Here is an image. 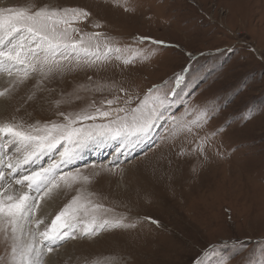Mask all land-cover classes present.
I'll return each instance as SVG.
<instances>
[{
	"label": "rangeland",
	"instance_id": "rangeland-1",
	"mask_svg": "<svg viewBox=\"0 0 264 264\" xmlns=\"http://www.w3.org/2000/svg\"><path fill=\"white\" fill-rule=\"evenodd\" d=\"M28 2L11 0L6 6L21 7ZM35 2L86 8L91 19L103 25L101 29L87 27V31H102L122 46L156 49L150 61L123 72L113 67L107 72L80 70L57 76L46 82L56 99L76 94L81 86L94 87L96 81H115L142 97L154 84L171 80L186 68L190 95L185 99L191 104L233 97L240 91L234 103L208 126L213 130L225 118L231 124L214 138L215 149L208 152L207 160L178 158V146L163 139L167 135L163 123L139 145L137 153L122 159L111 160V146L104 147L105 158L92 159L96 149H91L76 167L92 173L114 162L124 169L123 179L101 175L89 188L95 193L92 199L114 209V214L126 215L130 222L138 221L137 226L70 240L57 249L51 264H195L209 246L221 249L230 264L257 260L264 241V110L259 107L264 104V0H128L131 12L104 0ZM4 6L0 1V7ZM141 36L164 44H133ZM33 83L29 81L11 101L0 99V118L11 115L17 106L21 111L16 115L30 121L57 118L38 105H23ZM78 94L81 99L62 105V110L78 111L91 98L109 95L83 90ZM249 110H254V116L244 120ZM73 195L74 191L68 192L51 202L53 215ZM146 217L158 220L160 227ZM236 242L241 244L233 248ZM4 254L1 243L0 256Z\"/></svg>",
	"mask_w": 264,
	"mask_h": 264
},
{
	"label": "snow or ice",
	"instance_id": "snow-or-ice-1",
	"mask_svg": "<svg viewBox=\"0 0 264 264\" xmlns=\"http://www.w3.org/2000/svg\"><path fill=\"white\" fill-rule=\"evenodd\" d=\"M104 2L125 12L133 11L128 0ZM91 16L83 7L37 4L35 0L21 7H0V99L11 101L34 81L23 105H38L57 117L30 121L16 115L21 111L17 106L11 115L0 118V243L5 253L0 256V264H50L48 257L70 240L92 239L102 232L137 226L138 221L130 222L126 215L114 214V209L92 199L95 193L89 188L101 175L123 179L124 169L113 162L88 173L75 166L86 151L111 146L117 158L126 156L163 123L167 133L163 139L178 146V158L207 160L208 152L215 149L214 138L231 126L225 118L215 129L208 128L234 103L240 91L233 97L191 104L185 99L190 95L187 68L171 80L154 84L142 97L115 81H96L94 87L81 86L70 97L54 98V90L46 82L57 76L80 70L107 72L113 67L123 72L156 55V49L122 46L102 31H87V27H103ZM146 42L164 44L143 36L133 40L136 45ZM88 79L92 81L91 76ZM81 90L109 95H101L99 100L91 98L78 111L62 110V105L81 99ZM259 107L264 110V104ZM177 109L182 111L177 114ZM253 116L254 110H249L243 119ZM91 167L95 169L96 165ZM73 191L75 195L54 215L46 211L49 202ZM145 219L160 227L158 220ZM240 244L236 242L233 248ZM258 252L257 260L248 264H264V241ZM195 264H230V258L221 249L209 246Z\"/></svg>",
	"mask_w": 264,
	"mask_h": 264
},
{
	"label": "bare ground",
	"instance_id": "bare-ground-1",
	"mask_svg": "<svg viewBox=\"0 0 264 264\" xmlns=\"http://www.w3.org/2000/svg\"><path fill=\"white\" fill-rule=\"evenodd\" d=\"M2 3H4V5L6 6V5H8V3H10V1L11 0H0ZM1 106H2V104H0V109H1ZM141 146V145H140ZM141 147H139V146H137L135 149H133V150H131V151H129L128 153H127V156L129 155H131L133 152L134 153H137L138 152V150L140 149ZM91 150V149H90ZM90 150H88V151H86L84 154H83V158H81L80 160L81 161H83L84 159H86V156H87V154H91L89 151ZM103 150H104V148H102V149H96V151H93L94 152V154L92 155L93 157H91L92 159H94V158H105V154H103ZM89 152V153H88ZM123 156L124 155H121V156H119V158H117V156L115 155V154H112V156H110V158H111V160H115V159H122L123 158ZM90 158V157H89ZM89 158H87V159H89ZM79 160V161H80ZM78 162V161H77ZM76 162V163H77ZM50 203V206L49 207H47L46 208V211L47 212H50V213H52L53 214V212H55V208L52 206V204H51V202H49ZM0 245H1V243H0ZM73 245H78L77 243H73ZM68 247L66 246L65 248H63V250L65 249H67ZM58 250H56L55 252H57ZM55 252H54V254H52V255H50L49 257H48V260L50 261V264L52 263V261H53V259H54V255H56L55 254Z\"/></svg>",
	"mask_w": 264,
	"mask_h": 264
}]
</instances>
